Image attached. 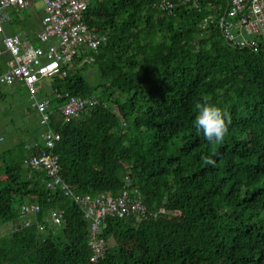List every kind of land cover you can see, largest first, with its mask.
Instances as JSON below:
<instances>
[{
	"label": "trees",
	"instance_id": "16d2710c",
	"mask_svg": "<svg viewBox=\"0 0 264 264\" xmlns=\"http://www.w3.org/2000/svg\"><path fill=\"white\" fill-rule=\"evenodd\" d=\"M173 1L169 12L159 0H90L84 19L106 40L41 92L55 112L65 182L92 197L129 188L145 216L107 215L105 250L92 261L90 220L25 163L35 149L24 143L0 154V226H11L0 264H264V44L228 42L220 25L227 0ZM213 5L221 9L206 23ZM17 15L13 31H26ZM87 67L99 81L88 80ZM66 92L99 102L66 122ZM205 95L231 115L215 146L193 127ZM27 201L41 206L34 219L21 213Z\"/></svg>",
	"mask_w": 264,
	"mask_h": 264
},
{
	"label": "built area",
	"instance_id": "2783aa9c",
	"mask_svg": "<svg viewBox=\"0 0 264 264\" xmlns=\"http://www.w3.org/2000/svg\"><path fill=\"white\" fill-rule=\"evenodd\" d=\"M34 1H40L44 5V15L37 33V39L42 44L38 46L24 41L19 33L8 30L12 21L11 11L25 10ZM179 1L192 6L201 3V0ZM89 2L90 0H0V56L4 52L8 54L7 67L0 70V87L17 84L27 90L42 128V140L34 144L35 151L26 158L25 163L31 168L43 169L49 177L48 188L56 189L59 184L60 189L82 207L91 223V260L96 261L105 250V242L100 238L99 231L106 216H124L128 213L145 216L147 209L129 188H125L117 196L101 193L92 197L74 192L62 177L60 156L55 151L61 135L51 126L55 112L50 99L42 98L41 92L48 78L66 76L76 59L82 54L96 52L106 40L97 26L90 27L84 19ZM159 8L172 12L175 3L173 0H159ZM212 9L215 13L205 19L206 23L213 22L221 7L213 5ZM220 25L233 46H253L258 49L261 43L264 44V0H227ZM64 98L59 110L66 122L99 102L96 97L76 96L69 92L64 94ZM20 210L22 215H32L34 219L40 213L41 206L27 201L20 205ZM52 218L55 223H59L61 217L54 211ZM40 228L43 230L45 225L41 224Z\"/></svg>",
	"mask_w": 264,
	"mask_h": 264
},
{
	"label": "rangeland",
	"instance_id": "374dc122",
	"mask_svg": "<svg viewBox=\"0 0 264 264\" xmlns=\"http://www.w3.org/2000/svg\"><path fill=\"white\" fill-rule=\"evenodd\" d=\"M43 8L42 2L34 1L28 9L17 15L19 21L29 23V28L26 31H18L19 35L23 40L31 41L34 46L40 44V42L35 39V29L33 28L35 24H31L29 19L43 13ZM82 64L80 63V65ZM84 72L91 83L99 81L100 75L95 68L87 67ZM44 84L46 87H50V78ZM1 89L5 92V95H0V133H2L5 139L0 141V154L20 143V140L27 139L26 135L29 136L30 133L38 131L41 128L38 117L35 114L36 112L34 113L32 109H29L31 99L25 89L21 91L15 90L9 85L3 86ZM26 109H29L30 113L26 114ZM16 135L17 139H15ZM8 224L0 226V237L5 235L8 230H11V227L10 229L7 227Z\"/></svg>",
	"mask_w": 264,
	"mask_h": 264
},
{
	"label": "clouds",
	"instance_id": "9594fccd",
	"mask_svg": "<svg viewBox=\"0 0 264 264\" xmlns=\"http://www.w3.org/2000/svg\"><path fill=\"white\" fill-rule=\"evenodd\" d=\"M197 115L193 121V127L197 134L202 133L213 146L222 144L229 131L231 115L219 106L211 102L207 95L203 96L201 102L195 105ZM204 163L215 166L216 161L209 157H204Z\"/></svg>",
	"mask_w": 264,
	"mask_h": 264
},
{
	"label": "crops",
	"instance_id": "0c3cea01",
	"mask_svg": "<svg viewBox=\"0 0 264 264\" xmlns=\"http://www.w3.org/2000/svg\"><path fill=\"white\" fill-rule=\"evenodd\" d=\"M29 8V7H28ZM27 8V9H28ZM26 10V9H25ZM22 11H24V10H22ZM22 11H20V12H15V11H11V18H13V12H15L16 14H19V13H21ZM43 15H44V8H43V13H41L40 15H38V16H36V17H34V18H31V19H29L30 20V23L31 24H35L34 25V34H35V39L37 40V41H39L38 39H37V33H38V31H39V29H40V23H41V19H42V17H43ZM29 28V26L27 27V29ZM8 30L9 31H13V28H12V26L10 25V28H8ZM14 32V31H13ZM20 34V33H19ZM24 41H29V40H24ZM31 42V41H30ZM40 42V41H39ZM32 43V42H31ZM42 43L40 42V44H38V45H41ZM38 45H36V46H38ZM7 59H8V54L6 53V52H4L1 56H0V70L1 71H3L4 69H6V67H7ZM9 86H11L13 89H15V90H22V89H25V88H23L22 86H20V85H17V84H15V85H9ZM2 87H0V95L1 96H4L5 95V92H3V90L1 89ZM26 90V89H25ZM27 91V90H26ZM31 106H32V101H31ZM29 107V109H32L33 111H34V113L36 112L35 110H34V108L33 107ZM29 109L27 110H25V113L26 114H28V113H30L29 112ZM36 115H37V113H35ZM38 117V116H37ZM39 120V119H38ZM39 122V121H38ZM28 131V130H27ZM41 132H42V128H40V130H38V131H35V132H33V133H30V135L29 136H27L26 135V137H27V139H25V140H20V143H18V144H16L15 146H13V147H11L10 149H7V150H11V149H14L15 147H17V146H19V145H22V144H26V148L28 147L30 150H32L33 149V147H34V144H36V143H40L41 142V140H42V135H41ZM28 133V132H27ZM18 137H20V136H18ZM5 139V137L2 135V133H0V141H2V140H4ZM15 139H17V135H16V137H15ZM16 141V140H15ZM7 150H5V151H7ZM26 160V159H25ZM0 164H1V161H0ZM2 179V178H1ZM7 227L10 229V225H7ZM9 231V230H8Z\"/></svg>",
	"mask_w": 264,
	"mask_h": 264
}]
</instances>
